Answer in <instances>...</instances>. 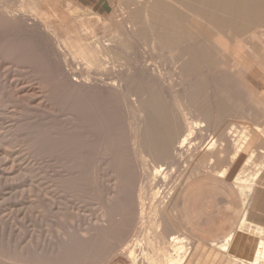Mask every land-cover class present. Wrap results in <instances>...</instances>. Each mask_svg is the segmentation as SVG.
Returning <instances> with one entry per match:
<instances>
[{
  "label": "rangeland",
  "instance_id": "1",
  "mask_svg": "<svg viewBox=\"0 0 264 264\" xmlns=\"http://www.w3.org/2000/svg\"><path fill=\"white\" fill-rule=\"evenodd\" d=\"M2 1L5 2L4 0ZM110 1L111 5L109 6L107 13L103 15L95 13L86 14V12L83 11L78 12V9L72 7L69 0H7L6 3H4L6 10L10 8L12 11L8 9L7 11L9 13H6L8 15L6 17H3V14H0V253L4 250L0 255V264H11L14 260L17 261H14L15 263L13 262V264H37L38 260L39 264H43L45 258H49V260L51 259V264L52 262L53 264H59L56 261H63L64 259H66L64 261H68L69 258H71L72 261H76L75 264H131L132 260L128 256V250L125 252L127 255L121 254L117 257V253L122 246H126L125 244L127 243V245L132 246L133 244L136 245L140 242V245L138 244V247L136 246V249L138 250L136 251L139 252L140 250L139 253H141V249L144 248L145 250H143L147 252L149 251L148 249L152 247V243L153 245H156V243H158L157 241H160L161 238V240L168 239L166 241H169L170 234L176 233L177 230H180L179 232H181H178V234L185 237L184 248L187 250L189 249L188 252H190L185 264H251L259 241L264 239L263 227H258L248 219L254 190L257 185L264 183V134H262V132L259 134V132L256 131V128H254L256 127L254 124L248 125L251 126V128L253 127L254 129L252 130L254 131L250 134V139L248 138V140H246L247 143L243 144V149L240 150L238 156L233 162L230 161V158H232L234 150H236L234 149V146H237L235 145V141H237L235 139H237L238 136H228L227 133L232 131V126H230V124H222V126H220L221 123H219L220 125L216 124L215 127V122H213V124L211 123L209 124L210 126L206 127V132L203 131L202 133L196 130L190 138L191 142L186 144L177 155L172 154L174 155L172 157H174L175 160L181 153V157L184 156L182 158L179 156L181 159L178 157V161L176 160V162L179 165L177 163L176 165L173 160L174 158L170 159L171 155L170 157L168 156V158H158L152 153L150 154V151L144 143V138L142 137L144 136L143 134H145V123L143 122L145 119L143 118V120L141 118L145 116L141 113L143 114L142 117L140 116L141 118H136L140 112H138L140 108L134 105L133 102V104H131V101H128L130 103L124 102L127 98L123 95L109 94L101 88H83L75 90L65 84L66 77L76 79V76L79 77V75L85 74V65H79L77 59V57L79 58L80 55L85 53H92L91 55L88 54L89 57L87 56L88 58L94 57V60L92 59L94 62L92 64L94 65L91 64L92 67L94 66L92 71L97 73L100 72V74L103 73L102 75L104 78H113L118 74L121 75V70L115 71L114 68L111 67L112 63H109L111 59H114L117 61V66L123 62L119 67L126 68L132 65L130 68H133L132 70H136L141 63H144V61L158 63L166 71V78L173 77L174 74L176 78H179L180 82L185 79V76L181 75L180 71L172 72V70L169 69L172 64L169 56L167 57L168 50L160 51V49H155L153 47L154 45L149 40H145L141 37L139 38L136 31H134L135 34L132 32L135 30V25L132 29L125 25V22L129 19L127 18L129 17L128 15L132 14L131 12H128L127 15L126 11L130 7L131 8L128 11L136 9L132 7V5L137 6V4L133 3L135 0L133 2L132 0H128L127 2L129 3L126 2L131 5L130 7H125V5H127L125 4V0ZM130 2L133 4H130ZM14 4H16V8H14ZM19 11L20 16L17 17V20L16 17L11 19L10 15L13 12L18 13ZM5 18L7 22L4 21ZM8 18L11 25L8 22L9 20H7ZM2 19L4 23L1 21ZM11 21H14V23ZM121 24L123 26H121ZM119 35H125L128 37H120L123 38L122 41L125 43L122 42L123 44H121V39L119 42L116 41L119 39ZM110 38H115V41L117 42L114 41V43H112L117 51H121L120 53L118 51V56V53L117 51L115 52V50L114 52L117 53H113L115 56L111 55V51L109 50L110 57L109 55L106 56L100 52V47H102L104 43L103 41L111 42ZM128 39L131 42V39H133L132 43L129 41L131 45L127 42ZM90 41L95 42L96 44ZM96 41L98 43L102 41V45L101 43L98 44ZM147 41H149L150 44ZM90 43L94 45L93 47L95 50L99 47L96 52H93L95 50L90 47L92 45H90ZM120 44L123 45V47ZM131 46L135 49L137 48L136 50L138 51V54L137 52L132 51L133 49L130 48ZM150 48H154V52ZM40 50L41 52H39ZM97 51L98 54H102V56L100 54L101 57L97 54ZM102 51L105 52L103 49ZM36 52L41 53L42 55H37ZM67 53L70 57L66 55ZM144 53H146V55ZM96 54L99 57H97ZM65 55L68 59L65 58ZM41 56L46 59L44 60L46 62L43 61L44 58ZM251 58L255 60L254 63L257 62L254 56H250V59ZM101 59H104V61ZM253 59L251 60L253 61ZM65 60L68 61L65 62ZM45 63L50 65L47 66ZM102 63H104L103 66ZM107 64L110 65V68L107 67ZM100 67L103 68L101 69ZM210 71H204L201 76H208L210 73L212 74V72H215V70ZM58 77H62V79ZM250 79L259 85L255 78L250 77ZM166 85L168 88L169 83L167 82ZM236 86L243 95L242 99L244 103L247 104H243L245 105L244 108L241 106L243 109L239 108V110H235L237 112H234V115L244 116L248 113L264 114V88L262 86L258 87L259 93H253L252 95L250 91V93L245 91L244 85L241 82H235L233 87L236 89ZM75 94H79V96L77 95L78 99H76L77 96H75ZM81 94L83 96H81ZM94 97L95 100L93 101L92 98ZM121 97L125 99L121 101V99H119ZM117 100L119 105L116 102ZM127 103L135 107L133 108L131 105L128 106ZM178 103L179 102L175 103L176 111L178 110L176 108V104L179 105ZM119 106L122 110L118 109ZM127 106L131 108V111L129 108L127 109ZM123 110L125 112H123ZM122 112L126 114H122ZM134 112L135 114L138 112L136 116H133ZM118 113L120 114L118 115ZM141 114L139 113V115ZM117 117L119 120H117ZM141 120L144 124L140 123ZM120 122L121 124L124 122V124H122L123 126H121ZM136 122L138 123L137 125L142 124L141 127L140 125H134ZM128 124L130 125L128 126ZM226 125L229 126V128ZM127 126L128 128H126ZM132 127L135 129L133 130ZM136 127L139 128V131L140 128H142L141 131L138 132L137 130L136 132ZM218 127H220V129ZM234 127L238 128L240 131L244 130L242 128L243 126H240L241 129L238 125H235ZM41 128H44V133ZM95 128H98L97 130L99 133H97L98 131L95 132ZM126 130L127 132L129 130V132L127 133ZM134 132L138 134H133ZM200 133L203 134V136ZM214 133H218V135H215ZM210 134L212 138L214 137L213 134L216 136V138L214 137L215 140L210 138ZM134 135H140L143 138V140H141L142 138L139 136L140 142H143L141 144L139 142L138 146L134 145V142L132 141ZM39 136L43 138L46 137V139H41ZM232 137L233 139L235 138V143L233 142ZM118 138H121V140ZM211 140L215 141L216 145L213 146L211 149L212 151L210 150L208 152V150L206 151L207 146H205V144L208 145L212 142ZM143 144H145L146 148H143ZM106 146L107 148H105ZM132 146L134 148L138 147L136 150V153L139 154L137 158V155L134 158V152L132 151L134 148ZM144 149L145 152H143ZM74 150H77V152ZM140 150L143 152V155ZM171 152H174L173 149ZM141 156H143L146 161ZM208 156L209 159H206ZM125 157H128L129 159H125ZM148 157H150V159ZM165 160L169 161L167 162ZM208 160L210 161V165L208 164ZM248 160H250V162H248ZM128 162H130L129 164L132 166L129 165ZM158 162L164 163L166 165L165 167H167V169L164 170V174L168 172V175H166L168 178L165 180L166 184H164L165 181L163 180L159 182L160 185H157V182L154 183L155 181L152 179V173L151 176L146 173L149 172L150 174V172L153 171H151V168H153L152 166H154L155 163V165H158ZM226 162H230L229 164L231 165H228ZM246 162L248 164H246ZM222 163L223 165L225 163L227 165L225 164L222 166ZM171 165H173V167H171ZM205 166H210V169ZM221 166L223 168L227 167L226 175L225 172H221L222 170L220 171L221 173H217V171L222 168ZM143 168H145V170ZM191 169H193L195 174L192 173V175L189 172ZM127 171H130V173L128 174ZM187 171L190 174H187ZM240 172L244 174L242 175ZM255 172H258L259 174L257 178L253 179L254 176L252 175L253 173L256 174ZM140 173L145 175L143 176ZM169 174H171V176ZM188 175L191 178H189ZM238 175L246 176L245 178L250 182L253 180L252 193L250 192L248 196V205L246 206L241 198V187L239 186L240 181L236 179L238 178ZM182 176H188V182L187 179L185 177L183 179ZM248 176L249 178L252 177V180L249 179ZM145 177H147V180ZM136 178H139L140 180ZM182 180L187 183H182ZM140 181L147 186L142 185L143 183L140 184ZM179 182L182 183V185ZM177 184H180V186ZM154 186L156 188H154ZM181 186L183 187L181 188ZM139 188L142 189L140 190L141 192L139 191ZM118 190L121 192L119 193ZM128 190L130 191L129 193H127ZM143 190L146 191L143 192ZM157 190V193L160 196L155 200V198L151 197L153 195L151 192ZM122 191H125L126 193H123ZM138 192L141 194L144 193L146 196L143 195L147 197L144 200V202L147 203L144 208L146 211L144 210L145 213L143 212L142 215L140 212L141 208H139L141 205L135 203L137 201L139 202L138 194L140 193ZM117 193L118 197H115ZM122 196L123 201L121 200ZM151 198L155 201L150 200ZM147 199L150 201H147ZM119 202H121V204ZM148 202H150L151 205ZM153 202L155 206L153 205ZM166 204L169 205L166 208L168 215L165 209V206H167ZM116 205L120 208L116 207ZM148 205L153 206L150 208ZM157 205L160 207L156 208ZM147 206L148 210L146 209ZM104 207L108 208L104 209ZM125 207L129 208L125 209ZM153 208L156 209L154 210L155 212L152 211ZM106 210L107 215L111 217H108L111 224L107 221L108 219L106 216L101 217L102 212ZM150 211L155 213L156 218L154 215H151ZM156 211L158 214H156ZM245 212L246 214H244ZM124 213L126 216L123 215ZM145 214L147 215L146 218L144 217ZM140 215V220L142 221H139ZM149 216L150 218L153 216L152 218L156 223L152 218L150 219ZM161 216L163 218H161ZM143 217L146 220H143ZM147 217L150 222L153 221L151 223L153 226L149 223ZM156 219L158 221H156ZM242 219L245 220L242 221ZM142 222L143 226H141ZM146 222H148V225H145ZM169 222L171 225H169ZM154 223L156 226L158 223L161 224L158 225L161 229L159 230L158 226L156 227ZM154 228H158L159 233L162 232V235L160 236V234H156L158 230L156 232ZM253 228L257 230L254 231L255 229ZM149 233H151L152 236L158 235V237L154 236V238L149 235ZM230 234L232 237H230ZM65 235L67 238L64 237ZM143 235L146 236L144 237ZM71 236L75 239L73 240ZM142 237H144V241L145 238L147 239L145 242L142 241L144 242L142 245L145 247L141 246L142 242L140 240ZM76 238L78 239L76 240ZM158 238L160 239L158 240ZM62 240L67 241V243H65L68 247H66L67 245ZM148 240L153 241L151 245ZM75 241L81 243L77 244ZM147 241L149 242V245L146 243ZM60 242H63L62 244L65 245H63L64 248L58 247ZM186 243L187 245H185ZM62 244L60 246H62ZM81 244L83 247H80ZM224 247L227 248L225 249ZM58 248H60V250ZM79 248H81L80 252L78 251ZM109 248L112 251H109ZM69 250L71 253H69ZM113 251L117 253H114ZM75 252H78V255ZM137 252L136 255L139 254ZM4 253H6V256H9L6 258L2 257ZM80 254L83 255L85 261ZM65 255L68 256L66 257ZM72 255H75V260H73L74 256L72 258ZM137 256L139 257L138 259L141 260V255ZM15 257L16 259H14ZM78 257H81V261ZM19 258H21L20 262ZM47 259L44 264L49 262ZM52 259L54 260L52 261ZM263 261L264 258H261L257 264H262ZM139 264H142V262Z\"/></svg>",
  "mask_w": 264,
  "mask_h": 264
},
{
  "label": "bare ground",
  "instance_id": "2",
  "mask_svg": "<svg viewBox=\"0 0 264 264\" xmlns=\"http://www.w3.org/2000/svg\"><path fill=\"white\" fill-rule=\"evenodd\" d=\"M5 2H3L2 0H0V14L2 15L3 14V17H6L8 16L6 13L8 12L7 10L10 9L8 8L6 10V6H4V3H6L7 0H4ZM18 1V0H17ZM128 0H125V4L129 3L127 2ZM131 1V0H129ZM134 0H132L133 2ZM9 2V1H8ZM127 2V3H126ZM130 2V4H137L134 5L136 7H134L132 5V7L135 9V10H130L128 11L131 7V5L127 4L125 5V7H130L128 10L126 8V12H127V15H128V12H131L132 14L131 15H128L129 18L127 20L126 18V22H125V25L130 29H132V27L135 25V30H133L132 32L136 31V34L139 36V38H143L145 40H149L154 46L155 49H160L161 50H168V55L167 57L169 56V58L171 59V69L172 72H178L180 71V74L185 76V79L179 80V78H176L173 74V77H170V78H166V71L164 70V68L158 64V63H154V62H149V61H144V63H141L139 65V67H137L136 70H132L130 69L131 66L129 67H126V68H121L119 66H121V64L123 62H121V64L119 66H117L116 64V60L114 59H111L109 61V63L111 62L112 65L111 67L114 68V70L116 71H119L121 70V75L118 74L116 77H111V78H104V76L102 74L97 73V72H93V67L92 63L93 62V58H88V53L90 49H88L86 52L88 54H82L79 56V58L77 57L78 59V63L79 65L84 66V69L86 70L84 73L85 74H82V75H79L76 76L77 78L76 79H71L70 77H66V83L67 86L73 88V89H83V88H86V89H89V88H101L103 89L106 93H109V94H121L123 95L124 97H126V101L121 97L119 99L124 100V102H128V101H131V104L134 103V105L138 106L140 108V110H138V112L141 114L143 113L145 117H142L143 114L137 115L136 118H139L140 117L141 119H143L144 123H145V134H143L144 136H141L144 138V143L146 144V147L148 148V150L150 151V154L152 153L154 156L158 157V158H168V156L170 157L171 155V158H174L172 156L174 155H177V153L186 145L188 144L189 142H191L190 138L193 136V133L196 132V130H198L199 132H202L203 131H207V128L208 126H210L209 124H213V122H215V127H216V124H219L221 123L220 126H222V124H230V126H232V131H229L227 134L228 136H238L237 141L234 142V139H233V142L235 143V145H237L236 147L234 146V154L232 156V158H230L229 160L231 162H233L234 159H236V157L238 156L239 152L242 148V146L244 147V143L246 144L248 140V138L250 137V134L254 131L252 129L256 128V131L259 132V134L262 132V134H264V114H248L246 115L245 113H241V114H245L244 116L243 115H234V112H237L235 110H239V108H244L245 105L243 104H247V103H244L243 101V95L242 93L237 89V86H236V89L237 91H239L238 93L235 92V87H233V84L235 82H241L243 85H244V89L245 91H250L253 95V93H259V89L258 87L262 86L264 88V0H135L133 3ZM17 3V2H15ZM10 4V3H9ZM12 5V4H10ZM16 4H14L15 6ZM18 5V4H17ZM22 5V4H21ZM20 5V6H21ZM13 6V5H12ZM11 6V7H12ZM8 7V6H7ZM19 7V5H18ZM17 7V8H18ZM22 7V6H21ZM20 7V8H21ZM16 8V6L14 7ZM24 9V8H23ZM12 11V9H10ZM17 10V9H16ZM19 10V9H18ZM22 10V9H20ZM25 10V9H24ZM23 10V11H24ZM10 11V12H11ZM27 11V10H26ZM31 11V10H30ZM28 11V12H30ZM133 11V12H132ZM14 12H17V11H14ZM10 13V17L11 19L15 18L16 17V20H17V17L20 16V11L18 13ZM25 12V11H24ZM9 13V12H8ZM22 13V11H21ZM26 13V12H25ZM126 14V13H125ZM5 15V16H4ZM30 16V15H29ZM131 16V17H130ZM36 18V17H35ZM37 19V18H36ZM131 19V20H130ZM9 20V18L7 19ZM130 20V21H129ZM3 21V19L1 20ZM6 21V18L5 20ZM3 21V23H4ZM20 21V19H19ZM7 22V21H6ZM10 23V20L8 21ZM14 23V21H11ZM1 23V22H0ZM123 24V22H122ZM121 24V26H123ZM11 25V23H10ZM45 25V23H44ZM34 27V26H33ZM44 27V26H43ZM46 27V26H45ZM123 28V27H122ZM125 28V27H124ZM51 31V30H50ZM123 33V32H122ZM92 34V33H91ZM128 34V33H127ZM126 34V35H127ZM135 34V32H134ZM15 35V34H14ZM84 35V34H83ZM13 36V35H12ZM24 36V35H23ZM22 36V38H23ZM93 36V35H92ZM91 36V37H92ZM96 36V35H95ZM118 40H116L117 42H119L120 40V43L123 44L125 42H123V38L124 37H127V36H118ZM120 37H123V38H120ZM21 38V39H22ZM93 38V37H92ZM91 38V39H92ZM97 38V37H96ZM128 38V37H127ZM126 38V39H127ZM133 38V37H132ZM90 39V38H89ZM94 39V38H93ZM98 39V38H97ZM114 39V40H113ZM110 38L111 42L109 41H103V45H102V41L100 42L102 47H100L101 49V53L102 54H105L106 56L109 55V57L111 55H114L113 53H115L117 51L116 48H114V41H115V38ZM134 39V38H133ZM133 39L132 42H133ZM29 40V39H28ZM58 40V39H57ZM88 40V39H87ZM96 40V39H94ZM113 40V41H112ZM141 40V39H140ZM98 41V40H97ZM96 41V42H97ZM115 41V42H116ZM130 40L128 39L127 42H129ZM143 41V40H142ZM149 41H147L149 43ZM92 42V41H90ZM106 42V43H105ZM113 42V43H112ZM116 42V43H117ZM123 42V43H122ZM126 42V43H127ZM131 42V41H130ZM129 42V44L131 45V43ZM89 43V41H88ZM92 43H95V42H92ZM90 43V45L92 44ZM98 43V42H97ZM98 43V44H100ZM138 43V42H137ZM145 43V42H144ZM35 44V43H34ZM58 44H59V41H58ZM96 44V43H95ZM97 44V46H98ZM120 44V45H121ZM143 44V43H142ZM150 44V43H149ZM151 44V45H152ZM88 45V46H90ZM100 45V46H101ZM126 45V44H124ZM128 45V44H127ZM129 45V46H130ZM140 45V44H138ZM144 45V44H143ZM147 45V44H145ZM33 46V45H32ZM61 46V45H60ZM94 45L92 44L90 47L94 49L93 47ZM96 46V45H95ZM96 46V47H97ZM123 47V45H121ZM133 46V45H132ZM130 47L132 48L131 50L134 51V52H137L138 54V51L133 48V47ZM141 46V45H140ZM149 46V45H147ZM86 47V46H85ZM134 47H135V43H134ZM99 47L96 48V50L98 49ZM147 48V47H146ZM154 48H150L152 51L154 50ZM36 49V48H35ZM77 49H78V46H77ZM99 49V50H100ZM102 49L107 53L106 54L105 52L102 51ZM135 49V50H134ZM143 49V48H142ZM80 50V49H79ZM91 50V51H93ZM93 51V52H96ZM109 50L111 51V55L109 54ZM115 50V52H114ZM150 50V51H151ZM113 51V52H112ZM119 51V50H118ZM117 51V53H118ZM144 51V50H143ZM41 52V50L39 51ZM46 52V51H45ZM81 52V51H80ZM84 52V51H83ZM121 51H119L120 53ZM142 52V51H141ZM140 52V53H141ZM145 52V51H144ZM154 52V51H153ZM100 53V54H101ZM115 53V54H117ZM119 53L117 54V56L119 55ZM158 53V52H157ZM36 54H40L42 55L41 53H37ZM92 54V53H91ZM90 54V55H91ZM97 54H98V51H97ZM96 54V55H97ZM100 54H98L100 56ZM101 54V56H102ZM124 54V53H123ZM136 54V55H137ZM146 55V53H144ZM68 55V53L66 54ZM65 55V58L68 59V57H66ZM86 55V56H85ZM95 55V56H96ZM97 55V57H99ZM103 55V56H105ZM121 55V54H120ZM69 56V55H68ZM88 56V57H87ZM94 56V55H93ZM100 56V57H101ZM115 56V55H114ZM113 56V57H114ZM132 56V55H131ZM250 56H254V58H256L257 62L254 63V59L253 61L250 59ZM43 57V56H41ZM70 57V56H69ZM147 57V56H145ZM44 58V57H43ZM42 58V59H43ZM64 58V59H65ZM108 58V57H107ZM164 58V57H163ZM73 59V58H72ZM76 59V57H75ZM93 59V60H92ZM126 59V58H125ZM147 59V58H146ZM145 59V60H146ZM159 59V58H158ZM46 60L45 58L43 59V61ZM102 60V59H101ZM100 60V61H101ZM135 60V59H134ZM149 60V59H147ZM68 60H65V62H67ZM98 61V60H97ZM104 61V59L102 60ZM107 61V62H108ZM125 61V60H124ZM129 61V60H128ZM151 61V59H150ZM157 61V60H156ZM46 62V61H44ZM76 62V61H75ZM106 62V63H107ZM133 62V61H131ZM141 62V61H140ZM105 63V62H104ZM104 63H102V66L104 65ZM47 65V63H45ZM92 64V65H91ZM98 64V63H97ZM119 64V62H118ZM126 64V63H125ZM123 64V65H125ZM165 64V63H164ZM50 65V64H49ZM47 65V66H49ZM108 65V64H107ZM52 66V65H51ZM99 66V65H98ZM106 66V65H105ZM110 65H108L107 67H109ZM106 67V68H107ZM78 68V67H77ZM101 68V67H100ZM103 68V67H102ZM101 68V69H102ZM105 68V69H106ZM110 68V67H109ZM118 68V69H117ZM52 69V68H51ZM95 69V68H94ZM167 70V69H166ZM210 70H215V72H212V74L210 73V75H203L201 76L202 73H204V71H210ZM53 71V70H52ZM98 71V70H97ZM100 71V70H99ZM66 72V71H65ZM73 72V71H71ZM211 72V71H210ZM75 73V72H74ZM118 73V72H117ZM171 73V71H170ZM214 73V74H213ZM54 74V72H53ZM81 74V73H80ZM172 74V73H171ZM52 75V74H51ZM77 75H78V72H77ZM106 75V74H105ZM62 76V75H61ZM114 76V75H113ZM74 77V76H73ZM179 77V76H178ZM250 77H253L257 80L258 84L257 85L255 82H253ZM60 79H62V77H58ZM75 78V77H74ZM175 80V81H174ZM51 81V80H50ZM62 81V80H61ZM174 81V82H173ZM167 82L169 83V86L168 88L166 87L167 85ZM184 87V89H183ZM235 89V90H234ZM73 91V90H72ZM71 91V93H72ZM249 92V93H250ZM75 93V92H74ZM87 93V92H86ZM262 93V92H261ZM79 96V94H77ZM75 94V96H77ZM94 95V94H93ZM115 95V96H116ZM251 95V96H252ZM262 95V94H261ZM74 96V97H75ZM78 96L76 99H78ZM81 96H83L81 94ZM110 96V95H109ZM255 96V95H254ZM87 97V96H86ZM117 97V96H116ZM82 98V97H80ZM85 98V97H84ZM83 99V98H82ZM81 99V100H82ZM93 101L95 100V97L92 98ZM111 99V97H110ZM129 99V100H128ZM254 99V98H253ZM116 100V99H115ZM249 100V99H248ZM73 101V100H72ZM77 101V100H76ZM75 101V102H76ZM92 101V100H91ZM112 101V100H110ZM254 101V100H253ZM252 101V102H253ZM84 102V101H83ZM88 102V100H87ZM113 102V101H112ZM118 103V100L116 101ZM115 102V104H116ZM123 102V103H124ZM133 102V103H132ZM179 102L177 105L176 104V108L178 109L177 111L175 110V103ZM248 102V101H247ZM251 102V103H252ZM130 103V102H128ZM128 106H130L131 104H128ZM256 103V102H255ZM254 103V105H255ZM96 104V102H95ZM89 105V104H88ZM87 105V106H88ZM119 105V103H118ZM123 105H126V104H123ZM77 106V105H76ZM79 106V104H78ZM122 106V105H121ZM127 106V109L129 108V110L131 109L130 107ZM132 106V105H131ZM242 106V107H241ZM256 106V105H255ZM116 107V105H115ZM113 107V108H115ZM124 107V106H123ZM133 108L135 106H132ZM112 108V109H113ZM125 108V107H124ZM242 108V109H243ZM120 110H122L119 106ZM117 109V110H118ZM71 110H74V109H71ZM115 110V109H114ZM118 110V111H120ZM125 110V109H124ZM123 110V112H125ZM134 110V109H132ZM250 110V109H249ZM131 111V110H130ZM136 111V110H134ZM122 114H126V113H123ZM129 112V111H127ZM133 112V111H132ZM233 112V114H232ZM247 112V111H245ZM252 112V111H251ZM85 113V112H84ZM116 113V112H115ZM136 113V114H137ZM120 113H118L119 115ZM121 114V115H122ZM129 114V113H127ZM132 114V113H130ZM135 112L133 113V116H136ZM237 114V113H236ZM117 115V114H116ZM252 115V116H250ZM126 117V116H125ZM135 118V117H134ZM135 118V119H136ZM117 120L118 117H117ZM103 121V119H102ZM116 121V120H115ZM133 121V119H132ZM138 121V120H136ZM140 121V120H139ZM97 122V121H96ZM99 122V121H98ZM127 122V121H126ZM131 122V121H130ZM134 122V121H133ZM105 123V122H104ZM142 123V120L141 122ZM142 123V124H144ZM89 124V123H87ZM106 124V123H105ZM121 124V122H120ZM124 124V122L122 123ZM121 124V126H123ZM127 124V123H126ZM138 123L136 122V126H139L141 127L142 124H139L137 125ZM251 124H254L256 127H252L251 126H248V125H251ZM83 125V124H82ZM103 125V124H102ZM130 124H128L129 126ZM133 125V124H132ZM235 125H238V127L241 129L240 126H243L242 128L244 129L243 131H240L238 128L234 127ZM75 126V125H74ZM119 126V125H118ZM128 126L126 128H128ZM227 126V125H226ZM245 126V127H244ZM76 127V126H75ZM120 127V126H119ZM135 127V126H134ZM229 128V126H227ZM251 129H250V128ZM125 128V129H126ZM133 128V127H132ZM137 128V127H136ZM143 128V129H144ZM206 128V129H205ZM220 129V127H218ZM42 129V128H41ZM44 129V128H43ZM42 129V130H43ZM95 132L98 131L97 129L98 128H95ZM121 129V128H120ZM135 128H133L134 130ZM142 128H140V131H141ZM210 129V128H209ZM223 129V128H222ZM93 130V129H92ZM104 130V129H103ZM132 130V129H130ZM132 130V131H133ZM140 132L139 131V128H137L135 131L137 132ZM224 130V129H223ZM227 130V129H226ZM225 130V132H226ZM230 130V129H229ZM118 131V130H117ZM120 131V130H119ZM125 131V130H124ZM132 131H131V136H132ZM205 131V132H206ZM218 131V130H216ZM215 131V133H216ZM127 132V130H126ZM129 132V130H128ZM127 132V133H128ZM136 132H134L133 134H135ZM204 132V133H205ZM210 132V131H208ZM43 133H44V130H43ZM99 133V131L97 132ZM101 133V131H100ZM123 133V132H122ZM121 133V134H122ZM213 133V132H212ZM214 133V134H215ZM224 133V131H223ZM222 133V134H223ZM85 134V133H84ZM92 134V132H91ZM120 134V135H121ZM126 134V133H125ZM138 134V133H136ZM140 134V133H139ZM201 134V133H200ZM213 136L216 138L215 135H218L215 134ZM39 135H42V134H39ZM63 135V134H62ZM119 135V136H120ZM123 135V134H122ZM199 135V134H198ZM203 136V134H201ZM225 135V133H224ZM253 135V134H252ZM35 136V135H34ZM66 136V135H65ZM86 136V135H85ZM92 136V135H91ZM140 135H134L133 138H132V141L134 142V145L138 146L139 142H140V138H139ZM140 136V137H141ZM205 136V135H204ZM211 136V134H210ZM227 136V138H228ZM38 137V135H37ZM41 137V136H39ZM111 137V136H110ZM123 137V136H122ZM126 137V136H125ZM135 137V138H134ZM141 137V138H142ZM196 137V136H195ZM201 137V136H200ZM214 137L212 138V136L210 138L214 139ZM263 137V136H262ZM43 137H41L42 139ZM94 138V137H93ZM105 138V137H104ZM143 138L141 140H143ZM199 138V137H198ZM204 138V137H202ZM201 138V139H202ZM207 138V137H206ZM222 138V137H221ZM226 138V137H225ZM226 138V139H227ZM231 138V137H230ZM43 139H46L43 138ZM70 139V138H69ZM73 139V138H72ZM85 139V138H84ZM95 139V138H94ZM108 139V138H107ZM112 139V138H111ZM119 139V138H118ZM135 139V140H134ZM250 139V138H249ZM264 139V137H263ZM80 140V139H79ZM87 140V139H86ZM92 140V139H91ZM96 140V139H95ZM98 140V139H97ZM121 140V138L119 139ZM204 140V139H203ZM215 140V139H214ZM39 141V140H38ZM106 141V140H105ZM112 141V140H111ZM124 141V140H123ZM131 141V142H132ZM193 141V139H192ZM212 141V140H211ZM228 141V140H227ZM62 142V141H60ZM82 142V141H81ZM87 142V141H86ZM90 142V141H89ZM143 141L140 142V144L142 143ZM206 142H209V141H206ZM259 142V141H258ZM262 142V141H261ZM45 143V142H43ZM42 143V144H43ZM47 143V142H46ZM71 143V142H70ZM107 143V141H106ZM124 143V142H123ZM215 141H212L210 142L208 145L205 144V146H207L206 148V151L208 150V152L213 148V146L216 145ZM91 144V142H90ZM103 144V143H102ZM145 144L143 145H140V146H143V148L145 147ZM195 144V143H194ZM214 144V145H213ZM76 145V143H75ZM110 145V144H109ZM113 145V144H111ZM131 145V143H130ZM133 145V146H134ZM190 145V144H189ZM192 145V143H191ZM190 145V146H191ZM66 146V145H65ZM71 146V145H69ZM88 146V145H87ZM108 146V145H107ZM107 146L105 148H107ZM132 146V147H133ZM204 146V147H205ZM43 147V146H42ZM73 147V146H72ZM79 147V146H78ZM111 147V146H110ZM114 147V146H113ZM131 147V148H132ZM145 147V148H146ZM70 148V147H69ZM75 148V147H74ZM89 148V147H88ZM124 148V146H123ZM134 148V147H133ZM132 148V149H133ZM138 147L134 148L132 151L134 152V158L136 156V158L138 157L139 154H137L136 150H137ZM186 148V147H185ZM190 148V147H189ZM71 149V148H70ZM69 149V151H70ZM78 149V148H77ZM173 149V153L171 152ZM191 149V148H190ZM189 149V150H190ZM215 149V148H214ZM41 150V149H40ZM81 150V149H80ZM91 150V149H90ZM130 150V152H131ZM143 150V149H141ZM140 150V151H141ZM147 150V149H146ZM147 150V151H148ZM264 150V149H263ZM67 151V150H66ZM65 151V153H66ZM75 151V150H74ZM89 151V150H88ZM123 151V150H122ZM183 151V150H182ZM205 151V152H206ZM212 151V150H211ZM254 151V150H253ZM77 152V150L75 151ZM142 152V151H141ZM141 152H140V155H141ZM145 152V149L144 151ZM143 152H142V155H143ZM214 152V151H213ZM87 153V152H86ZM92 153V152H91ZM112 153V151H111ZM136 153V154H135ZM139 153V152H138ZM171 153V154H170ZM81 154V153H80ZM115 154V153H114ZM132 154V153H131ZM130 154V155H131ZM146 154V153H144ZM174 154V155H172ZM182 154V153H181ZM181 154L179 155L181 157ZM184 154V153H183ZM88 155V154H87ZM117 155V154H115ZM148 155V153H147ZM146 155V156H147ZM151 155V156H153ZM254 155V154H253ZM119 156V155H118ZM128 156V155H127ZM153 156V157H154ZM178 156V157H179ZM252 156V155H251ZM130 157V156H128ZM127 157V158H128ZM132 157V156H131ZM140 157V156H139ZM144 160L145 158L143 156H141ZM152 157V158H153ZM177 157V156H175ZM178 157L176 158V160L178 159ZM179 157V158H180ZM184 157V156H182ZM181 157V158H182ZM211 157V156H210ZM120 158V157H119ZM125 157V159H127ZM141 158V159H142ZM150 159V157H148ZM180 158V159H181ZM117 159V158H116ZM129 159V158H128ZM147 159V158H146ZM156 159V158H155ZM206 159H209V156L208 158ZM250 159V158H249ZM135 160V159H134ZM148 160V159H147ZM175 161V164L177 163L175 158L173 159ZM127 161V160H125ZM131 161V160H130ZM146 161V160H145ZM159 161V160H158ZM167 161V160H165ZM169 161V160H168ZM167 161V162H168ZM178 161V160H177ZM210 161H211V158H210ZM208 160V164L210 162ZM143 162V161H142ZM152 162V161H150ZM154 162V161H153ZM157 162V161H156ZM161 162V161H160ZM163 162V161H162ZM173 162V161H172ZM248 162H250V160H248ZM125 163V162H124ZM127 163V162H126ZM130 162H128L129 164ZM132 163V162H131ZM137 163V162H136ZM141 163V162H140ZM148 163V162H147ZM159 163V162H158ZM170 163V162H169ZM174 163V162H173ZM212 163V162H211ZM227 163V162H226ZM225 163V164H226ZM230 163V162H229ZM227 163L228 165H231ZM142 164V163H141ZM140 164V165H141ZM146 164V162H145ZM153 164V163H152ZM156 164V163H155ZM152 166L153 168H151V171L150 174L149 172H146L148 173V175L151 176V173H152V179L155 181H153L154 183H156L157 185L159 184L160 181H165L166 178H168V176L166 177V175H168L167 172L166 174H164V170L167 169V167H165L166 165L164 163H159L158 165H155ZM174 164V165H175ZM178 164V163H177ZM176 164V165H177ZM224 164V165H225ZM226 164V165H227ZM246 164H248L246 162ZM259 164V163H258ZM127 165V164H125ZM131 165V164H129ZM128 165V167H129ZM138 165H139V162H138ZM149 165V164H148ZM151 165V164H150ZM179 165V164H178ZM206 165V164H205ZM210 165V164H209ZM223 163H222V166H224ZM73 166V165H72ZM132 166V165H131ZM144 166V165H143ZM221 166V167H222ZM123 167V166H122ZM142 167V166H141ZM171 167H173V165H171ZM205 167H208V166H205ZM204 167V169H205ZM210 167V166H209ZM208 167V169H210ZM261 167H262V164H261ZM126 168V167H125ZM149 168V167H148ZM263 168H264V165H263ZM127 169V168H126ZM139 169V168H138ZM145 170V168H143ZM150 169V168H149ZM148 169V170H149ZM169 169V168H168ZM207 169V170H208ZM229 169V168H228ZM65 170V169H64ZM142 170V171H144ZM147 170V171H148ZM172 170V169H170ZM169 170V172H170ZM192 170V171H191ZM189 170V172L192 174H195L193 169ZM195 170V169H194ZM222 170V171H221ZM225 172V175H226V171H227V167H222L219 171H217V173H221V172ZM128 172V171H127ZM126 172V173H127ZM132 172V171H131ZM188 171L186 172L187 174L189 173ZM196 172V171H195ZM198 172V171H197ZM209 172V171H208ZM212 172V171H210ZM244 172V171H243ZM130 173V171L128 172V174ZM133 173V172H132ZM131 173V175H132ZM145 173V172H144ZM171 173V172H170ZM185 173V172H183ZM185 173V175H187ZM189 173V174H190ZM241 173V172H240ZM256 173V172H255ZM121 174V173H120ZM135 174V173H134ZM141 174V173H140ZM192 174V175H193ZM242 174V173H241ZM244 174V173H243ZM242 174V175H243ZM258 172L256 174L253 173L252 176L253 179L257 178L258 177ZM127 175V174H125ZM130 175V176H131ZM141 175H145V174H141ZM171 176V174H169ZM173 175V174H172ZM183 175V174H182ZM191 175V176H192ZM239 176L238 175V178H236L237 180L240 181V187H241V195H242V201L244 203V205H248V196L250 194V192L252 193V186H253V180H252V177L248 178L251 179L252 181H248L247 178H245L244 176ZM248 175V174H246ZM136 176V175H135ZM189 176V175H188ZM187 176V177H188ZM117 177V176H116ZM115 177V178H116ZM129 177V176H128ZM137 177V176H136ZM185 177V176H184ZM184 177L182 176V178L184 179ZM185 177L187 179V182H188V178ZM67 178V177H66ZM74 178V177H73ZM125 178V177H124ZM140 178V176H139ZM139 178H136V179H139ZM147 177H145L146 179ZM151 178V177H150ZM189 178H191L189 176ZM68 179V178H67ZM130 179V178H129ZM135 179V180H136ZM141 179V178H140ZM139 179V180H140ZM151 179V180H152ZM185 179V180H186ZM115 180V179H114ZM143 180V178H142ZM147 180V179H146ZM149 180V179H148ZM69 181V180H68ZM72 181V180H71ZM70 181V182H71ZM183 181V180H182ZM69 182V183H70ZM77 182V181H76ZM132 182V181H131ZM146 182V181H145ZM181 182V181H180ZM179 182V183H180ZM186 181L182 182V183H187ZM255 182V180H254ZM73 183V182H72ZM143 183L140 181V184ZM151 183V182H150ZM182 183H180L182 185ZM239 183V182H238ZM71 184V183H70ZM155 184V185H156ZM166 184V181L165 183ZM180 184H177L178 186H180ZM256 184V183H255ZM72 185V184H71ZM124 185V184H123ZM144 185V183L142 184ZM151 185V184H150ZM160 185V184H159ZM73 186V185H72ZM132 186V185H131ZM144 186H147L146 184ZM175 186V184H174ZM177 186V187H178ZM256 186V185H255ZM74 187V186H73ZM183 186H181L182 188ZM130 188V187H129ZM128 188V189H129ZM144 188V187H143ZM154 188H156L154 186ZM153 188V189H154ZM180 188V189H181ZM124 189H127V188H124ZM172 189V188H171ZM179 189V188H178ZM142 190L139 188V191ZM146 191V190H145ZM143 190V192H145ZM151 191V190H150ZM179 191V190H178ZM119 192V190H118ZM121 192V191H120ZM119 192V193H120ZM123 192V191H122ZM125 192V191H124ZM123 192V193H124ZM130 191L128 190L127 193H129ZM141 192V191H140ZM138 192V193H140ZM158 190L157 191H152L151 193H153V195L151 197L155 198H158L160 195H158ZM126 193V192H125ZM137 193V192H136ZM171 193V192H170ZM179 193V192H177ZM144 194V193H143ZM143 194H138L139 197V202H135V203H139L141 210V215L143 214L144 212V208H145V205H147V203L144 202V200L147 198L145 197ZM125 195V194H124ZM179 195V194H178ZM118 197V193L115 195V197ZM175 196V195H174ZM125 197V196H124ZM176 197V196H175ZM114 198V197H113ZM120 198V196H119ZM153 198H151L150 200H152ZM174 198V197H173ZM172 198V199H173ZM129 199V198H128ZM110 200V199H109ZM118 200V199H117ZM116 200V201H117ZM123 201V196H122V199ZM126 200V199H125ZM147 199V201H150ZM155 200H152V201H155ZM174 200V199H173ZM119 201V200H118ZM151 201V202H152ZM176 201V200H174ZM167 202V201H166ZM116 203V202H115ZM121 204V202H119ZM123 203V202H122ZM150 203V202H148ZM172 203V202H171ZM109 204V203H108ZM113 204V203H111ZM118 204V203H116ZM126 204V203H124ZM132 204V203H131ZM160 204V203H159ZM158 204V205H159ZM162 204V203H161ZM175 204V203H173ZM107 205V204H106ZM115 205V204H114ZM136 205V204H135ZM151 205V203H150ZM153 205H154V202H153ZM152 205V206H153ZM156 208H159L160 206H158ZM167 206H165V209L169 206L168 204H166ZM176 205V204H175ZM113 206V205H111ZM128 206V205H127ZM130 206V205H129ZM149 206V205H148ZM148 206H147V210H148ZM152 206H149L150 208ZM155 206V205H154ZM162 206V205H161ZM244 206V207H245ZM116 207H118L116 205ZM173 207V205H172ZM108 208V207H106ZM104 207V209H106ZM113 208V207H112ZM120 208V207H118ZM126 208H129V207H125ZM164 208V206H163ZM110 209V208H109ZM124 209V207H123ZM164 209V211H165ZM169 209V208H168ZM171 209V208H170ZM113 210V209H112ZM129 210V209H127ZM138 210V211H139ZM153 208V212H155ZM159 210V209H158ZM157 210V211H158ZM163 210V209H162ZM118 211V210H116ZM120 211V209H119ZM123 211V210H122ZM126 211V210H125ZM131 211V210H129ZM127 211V212H129ZM146 211V210H145ZM156 211V214H158ZM161 211V210H160ZM167 211V209H166ZM247 211V210H246ZM107 210L106 211H103L102 212V216L101 217H108L111 218L109 215H107ZM132 212V211H131ZM151 212V211H150ZM170 212V211H169ZM117 213V212H116ZM119 213V212H118ZM145 213V212H144ZM167 215H168V211L166 212ZM140 214V213H139ZM171 214V213H170ZM246 214V212L244 213ZM113 215V213H112ZM111 215V216H112ZM122 215V214H121ZM125 215V213L123 214ZM141 215L139 216V221H142L140 220L141 218ZM151 215H154L155 217V213H152L151 212ZM160 215V214H159ZM173 215V214H172ZM176 215V214H175ZM114 216V215H113ZM116 216V215H115ZM126 216V215H125ZM146 214H145V218H146ZM177 216V215H176ZM175 216V217H176ZM144 217L142 218L143 220H146L144 219ZM153 217V216H152ZM151 217V218H152ZM243 217V216H242ZM115 218V217H113ZM150 218V216H149ZM150 218V219H151ZM156 218V217H155ZM161 218H163L161 216ZM177 218V217H176ZM153 219V218H152ZM171 219V218H170ZM113 220V219H111ZM147 220H148V217H147ZM174 220V219H173ZM245 220V219H244ZM242 219V221H244ZM107 221L110 222V220L108 219ZM149 221V220H148ZM152 221V220H151ZM154 221V219H153ZM152 221V222H153ZM156 221H158L156 219ZM163 221V220H162ZM144 222V221H143ZM143 222H142V225L143 226ZM152 222L149 221V223L151 224ZM155 222V221H154ZM160 222V221H159ZM147 223V224H146ZM145 225H148V222H146ZM156 223V222H155ZM154 223V225L156 226V224ZM161 223V222H160ZM170 223V222H169ZM178 223V221H177ZM111 224V222L109 223ZM113 224V222H112ZM117 224V223H116ZM115 224V225H116ZM140 224V223H139ZM149 224V225H150ZM101 225V224H100ZM108 225V224H107ZM114 225V224H113ZM112 225V226H113ZM121 225V223H120ZM123 225V224H122ZM153 226V224H151ZM150 225V226H151ZM158 225H161L158 223ZM157 225V226H158ZM171 225V223L169 224ZM168 225V226H169ZM110 226V225H109ZM124 226V225H123ZM139 226V225H138ZM156 226V227H157ZM102 227V226H101ZM120 227V226H118ZM147 227V226H145ZM144 227V228H145ZM155 227V228H156ZM160 226H158L159 228ZM175 227V226H173ZM259 227V226H258ZM143 228V227H142ZM154 228V229H155ZM157 229L156 232H157ZM262 228V227H261ZM260 228V229H261ZM102 229V228H101ZM116 229V228H115ZM122 229V228H121ZM141 229V228H140ZM161 228H159L160 230ZM177 229V228H176ZM183 229H184V226H183ZM242 229V228H241ZM255 229V228H253ZM264 230V228H262ZM99 230V228H98ZM104 230V229H103ZM117 230V229H116ZM143 230V229H141ZM146 230V229H144ZM151 230V228H150ZM150 230H147V231H150ZM159 230L156 234H160V236L162 235L161 233H159ZM164 230V229H163ZM168 230V229H167ZM175 230V229H174ZM257 229H255L254 231H256ZM2 231V230H1ZM180 230H177L176 233H171L170 234V237H169V241H166V240H161L160 238H158V240L160 239V241H157L158 243H156V245H153V241H149L150 240V237H149V242H150V245L152 243V247H150L147 251L145 252L144 248H140L141 249V253L140 250L139 252H137L138 250L136 249V246L138 247V244H133L132 246L130 245H127L125 244L126 246H122L121 249L117 252H114L116 250H114L113 252L114 253H117V257L118 255H121V254H124V255H127L125 254V252H127V250L129 251L128 252V256L130 257V259L132 260V263L131 264H139L140 262H142V264H185V262H187V258H188V254L190 252H188V250L186 248H184V243H185V237H182V235L178 234ZM248 231V230H247ZM112 232V231H111ZM152 232V231H151ZM2 233V232H1ZM145 233V232H144ZM148 233V232H147ZM146 233V234H147ZM153 233V232H152ZM165 233V232H164ZM181 233V232H179ZM233 233V232H232ZM69 234V233H68ZM155 234V233H154ZM148 235V234H147ZM149 235H151V233H149ZM185 235V234H184ZM183 235V236H184ZM231 235V234H230ZM68 236V235H67ZM73 236V234H72ZM71 236V237H72ZM78 236V235H76ZM144 236V235H143ZM146 236V235H145ZM144 236V237H145ZM152 236V235H151ZM155 236V235H154ZM152 236V237H154ZM158 237V235H156ZM155 236V237H156ZM65 238L66 235L64 236ZM75 237V236H74ZM111 237V236H110ZM113 237V236H112ZM144 237H142V239L140 240L141 242L144 241ZM154 237V238H155ZM166 237V236H165ZM232 237V235L230 236ZM64 238V239H65ZM70 238V237H69ZM68 238V239H69ZM73 238V237H72ZM114 238V237H113ZM188 238V237H187ZM186 238V239H187ZM75 238H73L74 240ZM78 238H76L77 240ZM227 239V238H226ZM225 239V241H226ZM232 239V238H230ZM66 240V239H65ZM65 240H62L64 241V243L67 241ZM147 239L145 238V241ZM152 240V239H151ZM228 240V239H227ZM82 241V240H80ZM144 241V242H145ZM146 242L147 244L149 242ZM229 241V240H228ZM227 241V242H228ZM231 241V240H230ZM77 244L81 243V242H77L75 241ZM104 242V241H103ZM142 242L141 243V246H143L142 244L144 243ZM186 242L188 243V241L186 240ZM63 242H60V245L62 244ZM65 243V244H66ZM154 243V244H155ZM187 243L185 245H187ZM55 244V243H54ZM73 244V243H72ZM71 244V245H72ZM226 244V242H225ZM224 244V245H225ZM59 245V244H58ZM58 246V247H63L64 244H62V246ZM67 245V244H66ZM70 245V246H71ZM74 245V244H73ZM140 245V244H139ZM149 245V244H148ZM147 245V246H148ZM223 245V244H222ZM57 246V245H56ZM55 246V247H56ZM65 246V245H64ZM226 246V245H225ZM53 247V246H52ZM68 247V245L66 246ZM79 247V245H78ZM80 247H83L82 244L80 245ZM109 247V246H107ZM119 247V246H118ZM145 247V246H143ZM4 248V247H3ZM54 248V247H53ZM64 248V247H63ZM72 248V247H71ZM111 248V247H110ZM109 248V249H110ZM120 248V247H119ZM188 248V246H187ZM225 249L227 247H224ZM52 249V248H51ZM56 249V248H54ZM60 250V248H58ZM66 249V248H65ZM69 249V248H68ZM78 249V248H77ZM85 249V248H84ZM112 249V248H111ZM109 250V251H112V250ZM116 249V248H115ZM144 249V250H143ZM67 250V249H66ZM75 250V249H74ZM81 248H79V252H80ZM137 250V251H136ZM151 250V251H150ZM4 251V250H3ZM3 251L1 253H3ZM68 251V250H67ZM107 251V250H105ZM108 251V252H109ZM8 252V251H7ZM85 252V250H84ZM106 252V253H108ZM136 252L139 253L137 255H141V260H139L138 256L136 255ZM0 253V255H1ZM66 253V251H65ZM69 253L70 250H69ZM74 253V252H72ZM76 253V252H75ZM78 253V252H77ZM76 253V254H77ZM86 253V252H85ZM98 253V252H97ZM111 253V252H110ZM9 254V253H8ZM7 254V255H8ZM67 254V253H66ZM75 254V255H76ZM82 254V253H81ZM80 254V255H81ZM109 254V253H108ZM113 254V253H112ZM5 255V256H4ZM4 255L2 257H8L6 256V253H4ZM11 255V254H10ZM70 255V254H69ZM75 255H72V258L74 256V259L75 260ZM78 255V254H77ZM91 255V254H90ZM110 255V254H109ZM17 256V255H16ZM66 257L68 255H65ZM83 257V255H81ZM114 256V255H113ZM1 257V258H2ZM14 257V256H13ZM12 257V259H13ZM55 257V256H54ZM52 257V258H54ZM70 257V256H69ZM77 257V256H76ZM112 257V256H110ZM128 257V258H129ZM236 257V256H235ZM44 258V257H42ZM41 258V259H42ZM237 258V257H236ZM261 258H264V239L260 240L259 243H258V246L256 248V251H255V255H254V259H253V262H251V264H257L259 260H261ZM9 259V258H8ZM16 259V257L14 258ZM18 259V257H17ZM19 262L21 261V258H19ZM46 259L45 258L44 260V263L46 262ZM78 259L81 261V257H78ZM77 259V260H78ZM84 259V257H83ZM112 259V258H110ZM114 259V258H113ZM6 260V259H5ZM10 260V259H9ZM36 260V259H35ZM49 260V258L47 259ZM51 260V259H50ZM46 263V264H51V262ZM54 259H52L53 261ZM63 260V259H62ZM66 260V259H64ZM56 261L58 262L59 264H75L76 261H72L71 258H69L68 261H71V262H68V261ZM140 262H139V261ZM242 260V259H241ZM8 261V260H7ZM14 261H17V260H14ZM13 261V262H14ZM26 261V260H25ZM24 261V262H25ZM30 261V260H29ZM28 261V262H29ZM85 261V259H84ZM1 262V260H0ZM13 262L11 264H13ZM32 262V261H31ZM30 262V263H31ZM43 262V260H42ZM55 262V261H54ZM83 262V261H82ZM250 262V261H249ZM7 263V262H5ZM15 263V262H14ZM22 263V262H21ZM36 263V261H35ZM40 263H41V260H40ZM43 263V264H44ZM17 264V263H16ZM23 264V263H22ZM39 264V260H38V263ZM53 264V262H52ZM56 264V263H55ZM264 264V261L263 263Z\"/></svg>",
  "mask_w": 264,
  "mask_h": 264
},
{
  "label": "crops",
  "instance_id": "3",
  "mask_svg": "<svg viewBox=\"0 0 264 264\" xmlns=\"http://www.w3.org/2000/svg\"><path fill=\"white\" fill-rule=\"evenodd\" d=\"M72 7L86 14L95 13L103 15L107 13L110 0H69ZM230 171V170H229ZM250 222L264 228V183L257 185L252 195V202L248 214Z\"/></svg>",
  "mask_w": 264,
  "mask_h": 264
}]
</instances>
